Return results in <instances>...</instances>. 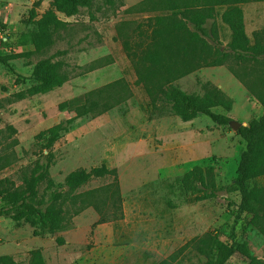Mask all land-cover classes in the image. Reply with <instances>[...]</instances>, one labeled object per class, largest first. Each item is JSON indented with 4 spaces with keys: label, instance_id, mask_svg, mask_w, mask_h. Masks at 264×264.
<instances>
[{
    "label": "rangeland",
    "instance_id": "rangeland-1",
    "mask_svg": "<svg viewBox=\"0 0 264 264\" xmlns=\"http://www.w3.org/2000/svg\"><path fill=\"white\" fill-rule=\"evenodd\" d=\"M49 4L0 0L7 40L0 39V54L16 56L9 61L14 71L0 64V190L24 191L37 163L49 164L46 179L53 186L47 192V182L40 183L36 200H49L56 184L62 187L75 170L103 165L112 172L65 192L56 205L65 221L55 233L28 219L0 216V256L30 264L38 250L44 264H156L175 255L174 264H203L197 240L211 232L225 241L234 225L238 239L264 262V217L236 219L238 193L192 201L181 187L191 162L209 156L199 165L215 168L217 188L229 186L244 143L229 126L204 115L181 121L163 95L168 83L201 96L216 87L232 101V120L247 125L262 116L254 95L260 87L264 92V58L238 60L230 52V32L219 16L225 6H215L202 35L171 0H91L75 16L59 15L66 25L36 54L25 36ZM241 7L251 45L264 46V0ZM171 20L184 22L185 31L172 40L196 69L164 80L159 64L146 55L157 49L165 58L175 51L165 39ZM161 31L164 38L157 39ZM41 60L55 65L61 86L37 91L32 72ZM58 124L66 129L48 148L49 135L38 136ZM7 206L0 202V208ZM193 238L197 242L189 243ZM227 264L248 262L234 256Z\"/></svg>",
    "mask_w": 264,
    "mask_h": 264
},
{
    "label": "trees",
    "instance_id": "trees-1",
    "mask_svg": "<svg viewBox=\"0 0 264 264\" xmlns=\"http://www.w3.org/2000/svg\"><path fill=\"white\" fill-rule=\"evenodd\" d=\"M249 1L251 0H171V3L173 7L178 6L177 4L183 7L180 14L184 15V19L193 26L197 33L202 35L206 34L204 25L207 19H214L212 17L215 6H225L224 11L219 16L221 23L230 32L228 49L238 60H257L264 58V46L251 45L245 31L244 12L241 4ZM90 4L91 0H50L49 8L38 18L35 26L26 34L28 36H25V39L33 45L34 53H41L50 47L55 33L66 25V22L59 15L70 18L78 14L80 7H87ZM156 21L157 24H165V20ZM184 25V22L172 24L171 20L170 31H167L165 36L167 41L170 39V49H175L178 52H169L165 58H162V54L158 53L156 49L150 52L148 56L146 55L151 62L155 61L156 65L159 64L158 73L161 79L166 80L165 75L167 74L185 75L196 69L192 65L193 58H189L190 54L188 53V56L184 57L182 55L184 53H180L179 47L172 40L178 32L185 31ZM162 31L159 35L156 34L157 39L164 38ZM198 37L200 38L199 35ZM6 41L1 40L3 44ZM15 58L16 56L0 54V64L10 71H14L9 61ZM211 65L218 66L219 64L212 62ZM32 79L38 92H47L61 86V78L55 72V65L45 60L39 61L34 66ZM163 95L170 106L171 113L183 122H189L199 115H204L216 125L224 127L229 126V122L232 120L229 114L232 109V101L227 99L216 87H211L208 92L201 96L195 93H186L179 87L168 83L163 90ZM254 96L264 110V92H262L261 87L259 94L255 92ZM215 108H221L224 112H215ZM65 129L62 124H58L45 132H41L38 137H45L44 135L48 134L46 147L49 148ZM235 134L240 137L244 147L239 154L236 176L229 186L217 188L214 182V167H203L198 164L182 176L181 187L185 194L191 197L192 201L211 200L216 198L219 193H238L239 203H233L236 208V219H240L241 216H249L251 220H259L262 216L264 217V111L259 119H251L247 125L241 126ZM48 168V163H37L31 178L24 180L26 185L24 191H18V189L9 192L1 190L0 202L5 199L8 206L7 208H0V216H10L16 222L28 219L32 223L38 224L43 231L55 233L62 229L65 221L63 212L56 208V205L63 200L65 192H74L92 177H101L112 172L103 165L92 168L90 171L75 170L65 177L62 187L56 184L57 190L50 192L49 200L43 198L36 200L37 186L40 183L47 182L45 187L47 192L53 186V182L46 179ZM195 240L196 238H193L189 243L199 241L195 247L199 254L206 257L203 264H227L234 256L246 259L248 264H264L250 253L246 241L238 239L234 225L230 236L225 241L221 240L218 234L211 232L204 234L197 241ZM57 241L62 243L63 240L58 238ZM31 255L33 260L30 264H44L38 250H33ZM175 261V255H170L156 264H174ZM0 264H15V262L10 256H0Z\"/></svg>",
    "mask_w": 264,
    "mask_h": 264
},
{
    "label": "crops",
    "instance_id": "crops-1",
    "mask_svg": "<svg viewBox=\"0 0 264 264\" xmlns=\"http://www.w3.org/2000/svg\"><path fill=\"white\" fill-rule=\"evenodd\" d=\"M248 104H250V102H248ZM262 107V106H261ZM263 109V108H262ZM232 110V109H231ZM232 111H234V108H233V110ZM264 111V110H263ZM204 151H205V149H204ZM211 158H212V156H209V157H204V158H201V159H199L197 162L196 161H194V162H191L192 163V165L191 164H189V165H191V167H190V169L193 167V166H195V165H198V164H202L203 162H207V161H209V160H211ZM190 169H188V170H190ZM215 169V168H214ZM187 170V171H188Z\"/></svg>",
    "mask_w": 264,
    "mask_h": 264
},
{
    "label": "water",
    "instance_id": "water-1",
    "mask_svg": "<svg viewBox=\"0 0 264 264\" xmlns=\"http://www.w3.org/2000/svg\"><path fill=\"white\" fill-rule=\"evenodd\" d=\"M241 126H245V124H244V123H240V122H238V121H236V120H231V121L229 122V127H230L234 132H236Z\"/></svg>",
    "mask_w": 264,
    "mask_h": 264
},
{
    "label": "built area",
    "instance_id": "built-area-1",
    "mask_svg": "<svg viewBox=\"0 0 264 264\" xmlns=\"http://www.w3.org/2000/svg\"><path fill=\"white\" fill-rule=\"evenodd\" d=\"M8 7L7 6H5V9H7ZM0 39L2 40V41H6V32L4 31V30H2V29H0ZM1 191V190H0Z\"/></svg>",
    "mask_w": 264,
    "mask_h": 264
}]
</instances>
